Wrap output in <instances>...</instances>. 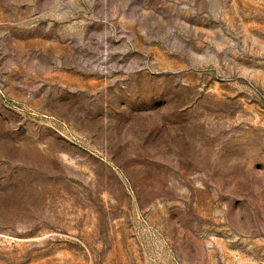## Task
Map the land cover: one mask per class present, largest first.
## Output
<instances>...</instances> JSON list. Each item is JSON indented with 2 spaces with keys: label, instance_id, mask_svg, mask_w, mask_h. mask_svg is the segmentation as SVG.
Listing matches in <instances>:
<instances>
[{
  "label": "rangeland",
  "instance_id": "1",
  "mask_svg": "<svg viewBox=\"0 0 264 264\" xmlns=\"http://www.w3.org/2000/svg\"><path fill=\"white\" fill-rule=\"evenodd\" d=\"M0 264H264V0H0Z\"/></svg>",
  "mask_w": 264,
  "mask_h": 264
}]
</instances>
